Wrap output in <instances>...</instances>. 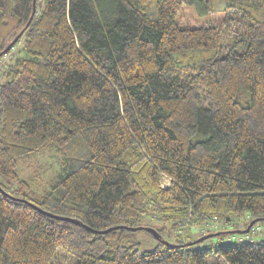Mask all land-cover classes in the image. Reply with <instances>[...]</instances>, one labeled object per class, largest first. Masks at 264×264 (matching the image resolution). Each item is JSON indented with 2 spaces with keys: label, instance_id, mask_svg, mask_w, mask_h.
I'll return each mask as SVG.
<instances>
[{
  "label": "trees",
  "instance_id": "1",
  "mask_svg": "<svg viewBox=\"0 0 264 264\" xmlns=\"http://www.w3.org/2000/svg\"><path fill=\"white\" fill-rule=\"evenodd\" d=\"M36 1L0 0V264H264L189 244L264 222V0Z\"/></svg>",
  "mask_w": 264,
  "mask_h": 264
},
{
  "label": "rangeland",
  "instance_id": "2",
  "mask_svg": "<svg viewBox=\"0 0 264 264\" xmlns=\"http://www.w3.org/2000/svg\"><path fill=\"white\" fill-rule=\"evenodd\" d=\"M215 4H216L215 10L212 12H208V13L200 12L196 8L195 5L186 6V9L182 10L180 12L179 23L182 26L187 27V25L188 26H194V25L204 24V23H209V22H220L225 17L224 0H215ZM59 159L60 158H58L53 153V151L50 150L48 153H45L42 156H40L39 163L42 162L44 164H48L47 166H49L50 170L56 171V170H59L60 166H61ZM37 163L38 162L35 161V165ZM154 222H157V221H154ZM221 225L222 224L218 222L217 224L215 223V225H209L208 224L207 227L217 228ZM247 227H244L242 229H245ZM250 231L246 232V233L240 232V234L210 237V238H207V240L200 242L199 245L206 246L207 244H210V243L229 241L230 238H232V239H234V238H253L255 240H261L262 238H264V222H261V224L257 225L254 229H252V230L250 229ZM215 232H218V231H215ZM186 233L187 234L189 233L192 237L197 234V232L195 233V230H193V229H191V230L186 229ZM138 237H139L140 242H141L140 248H142V249H151L157 242V238H155L153 235H149L147 230H144V229L139 230ZM208 258H209V261H216V264H228L226 259L223 256H219V257L209 256Z\"/></svg>",
  "mask_w": 264,
  "mask_h": 264
},
{
  "label": "water",
  "instance_id": "3",
  "mask_svg": "<svg viewBox=\"0 0 264 264\" xmlns=\"http://www.w3.org/2000/svg\"><path fill=\"white\" fill-rule=\"evenodd\" d=\"M34 1H35V2H34V5H35V6H34V11H35L37 1H36V0H34ZM29 24H30V23H29ZM21 36H22V32L19 33L18 36H16V37L11 41V43H10L9 45H7V48H5V50H4L1 54L10 51L11 48L13 47V45H14V44L20 39ZM1 54H0V55H1ZM51 215H52V214H51ZM52 216H54V215H52ZM55 217H57V216H55ZM63 218L68 219V220H71V221H74L72 218H69V217H63ZM63 218H62V219H63ZM259 220H261V219L256 218V219L251 220L249 226H248L247 228H245V229H240V230H238V229H233V230L230 229L229 231H227V230H218V232H210V233H207L206 235H204V236L198 238L195 242H190L189 244H191V243H196V242H198V241L205 240V239H207L208 237L218 236V235L221 234V233H227V232L229 233V232H233V233H239V234H240V232H243V233L249 232L250 229H251V227L254 226V224H255L256 222H258ZM83 225L85 226L86 224H83ZM118 227H123V226H119V225H118V226H115V227L108 228L106 231L94 230V232H95V233H96V232L106 233L108 230L118 229ZM130 228H132L133 230L146 229V230H148V231H155V228H154V227H152V226L149 227V226H144V225H140V226H137V227H130ZM92 230H93V229H92Z\"/></svg>",
  "mask_w": 264,
  "mask_h": 264
},
{
  "label": "built area",
  "instance_id": "4",
  "mask_svg": "<svg viewBox=\"0 0 264 264\" xmlns=\"http://www.w3.org/2000/svg\"><path fill=\"white\" fill-rule=\"evenodd\" d=\"M163 185L168 186L169 185V182L168 181H163Z\"/></svg>",
  "mask_w": 264,
  "mask_h": 264
}]
</instances>
